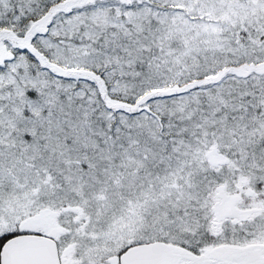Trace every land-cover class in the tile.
<instances>
[{
    "label": "snow or ice",
    "instance_id": "snow-or-ice-1",
    "mask_svg": "<svg viewBox=\"0 0 264 264\" xmlns=\"http://www.w3.org/2000/svg\"><path fill=\"white\" fill-rule=\"evenodd\" d=\"M0 264H264V0H0Z\"/></svg>",
    "mask_w": 264,
    "mask_h": 264
}]
</instances>
